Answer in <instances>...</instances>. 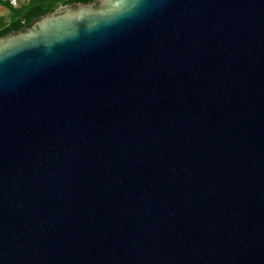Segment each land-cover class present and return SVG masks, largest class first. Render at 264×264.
I'll list each match as a JSON object with an SVG mask.
<instances>
[{
  "label": "water",
  "instance_id": "1",
  "mask_svg": "<svg viewBox=\"0 0 264 264\" xmlns=\"http://www.w3.org/2000/svg\"><path fill=\"white\" fill-rule=\"evenodd\" d=\"M0 264H264V0L0 36Z\"/></svg>",
  "mask_w": 264,
  "mask_h": 264
},
{
  "label": "trees",
  "instance_id": "2",
  "mask_svg": "<svg viewBox=\"0 0 264 264\" xmlns=\"http://www.w3.org/2000/svg\"><path fill=\"white\" fill-rule=\"evenodd\" d=\"M93 0H22L19 7H13L7 2L4 6L10 11L9 17L0 15V36L11 31L21 29L33 18L52 12L57 7L75 2H88Z\"/></svg>",
  "mask_w": 264,
  "mask_h": 264
},
{
  "label": "built area",
  "instance_id": "3",
  "mask_svg": "<svg viewBox=\"0 0 264 264\" xmlns=\"http://www.w3.org/2000/svg\"><path fill=\"white\" fill-rule=\"evenodd\" d=\"M4 2L9 3L13 7H19L21 5L22 0H0V6H4Z\"/></svg>",
  "mask_w": 264,
  "mask_h": 264
},
{
  "label": "rangeland",
  "instance_id": "4",
  "mask_svg": "<svg viewBox=\"0 0 264 264\" xmlns=\"http://www.w3.org/2000/svg\"><path fill=\"white\" fill-rule=\"evenodd\" d=\"M9 13H10V11L6 7L0 6V15L6 16V18H8Z\"/></svg>",
  "mask_w": 264,
  "mask_h": 264
}]
</instances>
